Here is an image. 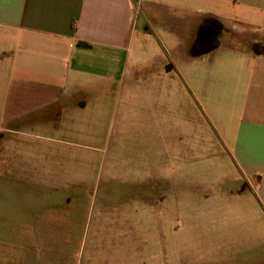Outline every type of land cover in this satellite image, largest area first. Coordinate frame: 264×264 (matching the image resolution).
<instances>
[{
	"label": "crops",
	"instance_id": "1",
	"mask_svg": "<svg viewBox=\"0 0 264 264\" xmlns=\"http://www.w3.org/2000/svg\"><path fill=\"white\" fill-rule=\"evenodd\" d=\"M116 72H180L191 93L179 129L157 132L151 102L122 132L147 142L153 176L142 177L162 174L169 191L146 198L142 229L138 214L21 213L0 234V264H264V0H0L5 133L52 130L43 116L91 101L83 76ZM5 146L26 150L12 136ZM46 148L34 156H53ZM207 156L229 165L203 168Z\"/></svg>",
	"mask_w": 264,
	"mask_h": 264
},
{
	"label": "rangeland",
	"instance_id": "2",
	"mask_svg": "<svg viewBox=\"0 0 264 264\" xmlns=\"http://www.w3.org/2000/svg\"><path fill=\"white\" fill-rule=\"evenodd\" d=\"M83 77L82 82L96 88L91 93V101L81 110L61 108L53 115L43 116L42 120L49 121L52 130L17 126L7 134L0 128V234L6 226L14 229L10 226L11 219L21 217V213L42 211L72 213L79 219L91 216L97 219L110 212L144 215L143 226L139 225L142 229L154 210L146 198H160L169 191L163 187L162 174H156L155 181L142 177L153 176L148 173V158L143 150L147 142L124 139L122 132L124 127L128 129L137 123L132 107L140 104L147 108L151 102L155 103L157 132L169 131L170 124L172 129H179L184 112L181 104L187 99L182 74L132 72L131 76H122L116 72L108 79L97 75ZM130 87L136 91L132 93ZM190 96L188 90L187 100L191 103ZM192 116L195 118L196 114L193 112ZM46 135L55 139L48 144L41 140ZM11 136L26 149L25 153L5 146V140ZM191 141L196 144V140ZM48 145H54L53 156L44 159L34 156L36 147L47 149ZM155 145L157 150L163 148L160 141ZM203 160V168L220 169L229 165L223 159L210 156ZM38 161L42 166H36L40 164ZM51 169L54 172L47 173ZM175 175L172 174L174 179ZM209 179L214 180L212 176ZM183 191L171 190V196H185ZM102 201L111 204L103 205ZM50 205L56 206L49 209ZM76 224L81 228L83 221ZM61 233L57 231L53 239L62 237Z\"/></svg>",
	"mask_w": 264,
	"mask_h": 264
}]
</instances>
